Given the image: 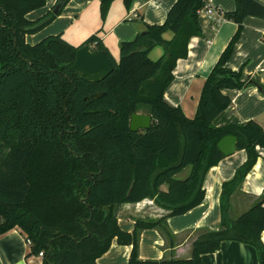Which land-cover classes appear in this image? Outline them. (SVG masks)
Masks as SVG:
<instances>
[{"label": "trees", "instance_id": "16d2710c", "mask_svg": "<svg viewBox=\"0 0 264 264\" xmlns=\"http://www.w3.org/2000/svg\"><path fill=\"white\" fill-rule=\"evenodd\" d=\"M71 0H58L57 14L37 21L28 15L46 0H0V234L20 228L31 241L29 256L44 253L42 264H98L113 240L132 246L129 264H204L224 241L255 248L264 264V198L238 219L229 217L230 200L264 149V129L256 121L216 126L232 105L225 90H241L257 81L243 80L227 67L248 17L264 19L255 0H235L224 21L237 32L207 77L193 119L165 100L179 60L186 59L190 40L202 36L199 13L208 0H177L162 25H148L134 40L123 42L116 61L97 35L74 46L63 34L27 43L57 18ZM115 0H102L104 19ZM127 8L132 0H123ZM167 32L173 34L166 40ZM90 46L110 56L114 70L91 83L70 72L77 51ZM157 47L163 55L152 60ZM95 94H104L95 99ZM152 117L147 131L132 132V115ZM238 139L246 161L223 183L221 230L208 232L193 245L187 260L143 261L139 233L159 229L172 236L166 219L188 213L205 199L209 170L226 157L218 143ZM190 168L181 180L177 175ZM168 185L167 192L161 190ZM147 199L168 210L154 221L138 219L133 232L119 226L116 209L123 204L144 208ZM144 201V202H143Z\"/></svg>", "mask_w": 264, "mask_h": 264}, {"label": "crops", "instance_id": "0c3cea01", "mask_svg": "<svg viewBox=\"0 0 264 264\" xmlns=\"http://www.w3.org/2000/svg\"><path fill=\"white\" fill-rule=\"evenodd\" d=\"M55 1L57 4L58 0H52V3ZM101 1L78 0L75 2L72 0L64 8L66 13L63 10L57 17V25L46 30L48 31L46 36H42L43 33L39 37L27 35V43L35 45L48 36L64 35L75 23L85 24L83 18L90 10V15H87V30L91 36H98L116 60L114 55L119 53L120 58V46L123 42L134 40L146 31L148 25L164 24L177 0H132L130 8L125 6L123 0H115L104 19L101 18ZM208 1L213 8L225 14L234 12L236 9L235 0ZM255 1L264 6V0ZM93 6H95L94 9ZM35 14L38 13L29 14L28 19L37 21L45 16L33 18ZM89 20L92 24H89ZM199 23L202 36L190 40L188 56L178 61L174 70V80L165 92V100L172 106L181 107L190 119L196 115L207 77L238 29V25L232 21H224L219 28L214 29L211 20L204 12L199 13ZM40 37L44 38L38 40ZM164 38L171 40L173 34L167 32ZM158 48L160 47L155 48L150 56ZM156 55L160 58L163 50L162 53L156 51ZM227 67L235 72H241L244 81H257L264 87V19L248 17L245 20L241 39ZM224 94L231 98L232 105L216 120V126L256 121L264 129V91L261 88L251 85L241 90H225ZM139 113L142 114V111ZM257 150L260 154L259 159L247 175L241 189L230 200L229 217L232 220L238 219L264 198V149L257 148ZM246 159L247 154L244 150L237 151L209 170L204 181L206 195L203 202L184 215L166 219V225L172 234L170 238L162 232L159 235L154 230L144 231L139 247L140 260L190 259L193 245L198 238L208 232L221 230L223 183L233 179L236 170ZM168 189V185L161 187L164 192ZM147 201L151 202L150 199ZM141 203L139 205L123 204L117 207V217L122 230L133 232L136 220H145V216L140 215L142 210H134V207H140ZM145 209L143 207V210ZM261 241L264 244V232L261 235ZM131 252L132 246L120 245L115 239L107 253L97 262L98 264H129ZM30 253L31 243L20 228L16 227L0 234V264H40L42 262L36 255L29 256ZM202 260L204 264H260L254 247L236 241L222 242L217 252L203 255Z\"/></svg>", "mask_w": 264, "mask_h": 264}, {"label": "water", "instance_id": "95a60500", "mask_svg": "<svg viewBox=\"0 0 264 264\" xmlns=\"http://www.w3.org/2000/svg\"><path fill=\"white\" fill-rule=\"evenodd\" d=\"M58 10L55 9V14ZM144 33V32H143ZM70 72L78 74L82 79L91 83L105 80L114 70L113 62L105 51H96L90 46H85L77 51L75 63L70 67ZM104 94H95L93 97L99 99ZM152 126L150 115L135 113L130 121L132 132L147 131ZM238 139L235 136H226L219 143L218 148L225 157H230L237 152ZM2 218L0 217V224Z\"/></svg>", "mask_w": 264, "mask_h": 264}, {"label": "rangeland", "instance_id": "374dc122", "mask_svg": "<svg viewBox=\"0 0 264 264\" xmlns=\"http://www.w3.org/2000/svg\"><path fill=\"white\" fill-rule=\"evenodd\" d=\"M71 1L69 3H71ZM73 1L77 2L78 0H73ZM55 4H56V1L54 3H52V0H46V4H45L44 7L32 12V13H34V12L38 13V14L33 15V18L39 17V16H44V15H47V14H54L55 15V9H54ZM94 7L95 6H93V9H94ZM63 12H65V10ZM87 15H90V10H88L87 14L83 18L84 21H85V24L82 25L79 22L75 23L74 25L71 26L70 30L63 35L64 36L63 38L66 39L68 42H70L71 44H73L75 46L82 45L91 36V33H89V31L87 30ZM56 19L57 18H55V20H53L50 24H48L46 27L41 29L36 34H32V35H29V36L32 37V36H36L37 35V37H39V35H41L42 33H43L42 36H46V34L48 32L46 30L50 29L51 27H55L57 25L58 22H57ZM88 22H89V24H92V22L90 20ZM67 23L68 22L66 21V24ZM42 38H44V37H40V39H38V40H41ZM156 51H161V53H162V50L160 48H158V50H155V52H153L151 54V56H150L152 60H157L159 58L156 55ZM114 56H115L116 60L119 61V53H116ZM189 171H190V168H187L184 172H182L181 174L178 175V178L179 179H184L187 176V174L189 173ZM150 200H151V202H149V205L146 207L145 210H143L142 206L134 207L135 211L137 209L143 211V212H141L140 215L145 216V220L146 221H154L153 219H158L162 215L165 216V215H167L169 213L168 210H166L163 207L159 206L154 200H152V199H150ZM147 230H154L157 233H159V235H160V232H161L159 229H145V230L140 231L139 237H138V245H139V247H140V244H141L142 233L144 231H147Z\"/></svg>", "mask_w": 264, "mask_h": 264}, {"label": "built area", "instance_id": "2783aa9c", "mask_svg": "<svg viewBox=\"0 0 264 264\" xmlns=\"http://www.w3.org/2000/svg\"><path fill=\"white\" fill-rule=\"evenodd\" d=\"M201 12L206 13V15L209 17L211 20L212 26L214 29L219 28L221 23L224 22V14L221 10L213 8L212 5L209 3V1L206 3L205 7L201 10ZM200 12V13H201ZM135 17H137L135 15ZM139 205V203L137 204ZM29 243H31L30 240H28ZM41 261H43L44 258V253L40 252L39 255L37 256ZM42 264V262H40Z\"/></svg>", "mask_w": 264, "mask_h": 264}]
</instances>
